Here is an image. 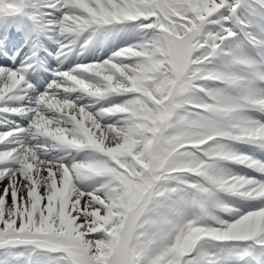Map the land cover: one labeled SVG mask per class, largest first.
I'll use <instances>...</instances> for the list:
<instances>
[{"label": "snow or ice", "instance_id": "obj_1", "mask_svg": "<svg viewBox=\"0 0 264 264\" xmlns=\"http://www.w3.org/2000/svg\"><path fill=\"white\" fill-rule=\"evenodd\" d=\"M0 264H264V0H0Z\"/></svg>", "mask_w": 264, "mask_h": 264}]
</instances>
